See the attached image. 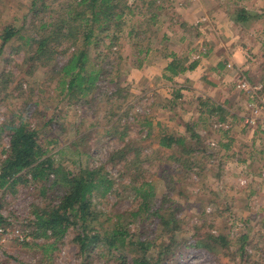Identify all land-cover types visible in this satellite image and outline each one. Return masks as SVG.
Here are the masks:
<instances>
[{
	"label": "rangeland",
	"instance_id": "rangeland-1",
	"mask_svg": "<svg viewBox=\"0 0 264 264\" xmlns=\"http://www.w3.org/2000/svg\"><path fill=\"white\" fill-rule=\"evenodd\" d=\"M30 2L31 0H0V36L5 29H22L21 35H27ZM63 2L64 0H48L47 13L58 9ZM167 3L164 0L167 14H170L172 10L168 9ZM163 14L165 13H161L155 25L149 27L145 36L137 30L138 37L129 40L125 36L130 25L143 20L135 18L129 21L127 17V26L111 52L104 42L98 50L91 49L92 60L96 56L101 58L97 60L100 68L103 62H107V80L112 82L103 87L105 90L102 95L96 90L79 100V105H67L68 95H58L54 85L49 82L50 75L43 68L37 67L29 73L27 55L25 51L18 50L23 46V40L18 36L13 37L6 46H2L0 40V126L6 122L8 124L10 121L17 123L24 120L37 131L40 145L46 149L55 165L74 174L82 168L104 166L114 180V185L105 197L94 199L95 210L101 222L121 213L127 217L130 227L136 228L129 213L140 211L141 199L135 192L138 184L132 183L145 178L153 187L152 204L158 207L166 202L171 211H176L175 217L181 222V227L175 234L177 244L174 255L163 264H264V245L259 249L254 248L248 239L249 232L258 228L263 230L261 223L257 220L250 223L233 212L232 206L235 203L249 205L250 201L259 205L260 211L264 208V197H260L264 193L248 191V187L257 189L259 173L264 169V135L258 133V143L255 144L247 139L237 143L236 138L228 137L233 136V133L246 138L247 134H251L253 137L252 133L259 130H252L244 125L247 96L236 88L240 80L235 83V88L242 93L237 94L238 103L241 101L245 108L239 110V106L237 107L242 118L241 124L237 122V130L229 132L227 136L221 131H230V124L233 125L231 107L228 108L231 111L223 110L224 113L227 112L226 117H229L228 123H225L219 120L218 113H214L219 106L212 107L210 104L213 108L211 115L207 112V106H204L206 112L203 115L196 113V106L189 103L191 94L186 92L182 95L178 93L177 98L173 99V105L166 104L176 94H170L171 81L146 72L150 68L158 71L162 65L172 61L168 62L166 58L174 48L168 45L164 37L170 29L165 25L168 17ZM147 46L149 52L144 61V54L136 56V48L143 49ZM184 48L185 46L178 50V56L182 59L186 54ZM118 55L121 58L117 59ZM196 56L197 53L193 54L192 61L199 60ZM102 57L108 59L105 61ZM136 58L143 62L138 64ZM242 80L248 81L245 78ZM249 83L257 85L264 84V81ZM162 105H167L168 109H163ZM1 133L0 131V162L4 159L3 151L8 147L6 134ZM192 135H196L198 139L192 140ZM162 136L183 139V145L174 144L171 149L160 148L159 140ZM223 138L231 139L232 143L236 141L235 144L231 143L228 153L231 155V152L237 151L236 159L244 162L243 167L235 166L232 158H229L233 165L229 164L230 167L226 170V159L220 152V146L227 142L226 139L222 142ZM199 143L200 146L197 145ZM124 147L127 150L124 155L126 160L124 158V162H119L113 152ZM195 149L199 152L188 154ZM137 154L138 159H134ZM127 163L131 165L125 166ZM26 179L27 181L23 179L13 188L0 189V215H14L16 225L33 231L29 222L32 217L30 212L34 206L45 205L46 198L40 195V183L32 182L29 177ZM242 180H247V183L241 182ZM263 213L262 211L261 214L264 215ZM145 214L147 213L141 212L140 217L146 218ZM232 220H239L246 225L245 229L233 236L230 235ZM105 223L95 226L99 232L109 229L108 222ZM146 229L150 227L147 226ZM150 234L153 238L159 236L157 225L150 230ZM74 235L75 232L70 230L61 241L49 248L52 241L44 239L28 245H10L2 264H81L84 259L78 255L77 246L73 244ZM210 236L226 237V244H221ZM206 238H210L207 252L194 247L196 241ZM242 238H245V245L240 248ZM161 240L165 242L167 238H160L155 242L151 249L153 255L162 248ZM109 259L103 257L96 264H115Z\"/></svg>",
	"mask_w": 264,
	"mask_h": 264
},
{
	"label": "trees",
	"instance_id": "trees-1",
	"mask_svg": "<svg viewBox=\"0 0 264 264\" xmlns=\"http://www.w3.org/2000/svg\"><path fill=\"white\" fill-rule=\"evenodd\" d=\"M47 1L31 0L28 5L30 26L26 31L27 35H21L22 29H5L0 40L2 46H6L16 36L23 40V46L18 50L25 51L27 55L29 73L37 67L47 71L50 75L49 82L54 85L58 95H68L67 105H79V100L96 90L102 95L105 90L103 87L112 82L107 80V62H103L100 68L97 60L101 58L96 56L92 60L91 49L98 50L104 42L111 52L127 26V17L129 21L135 18H142L143 21L130 25L125 39L137 38L139 32L145 36L149 27L155 25L163 10H166L164 0H64L58 9L47 13ZM136 50V56L144 54L142 60L145 61L149 46L143 49L137 47ZM119 57L120 55L117 59ZM171 58L163 75L167 81H172V77L186 68L193 69L195 66V63L185 65L186 59L176 55H171ZM102 59L106 61L108 58ZM142 60L136 58L138 64ZM117 86L116 83V89ZM177 94L173 98H177ZM212 111L213 108L208 107L207 112L211 114ZM214 113H218L220 121L226 117L220 107L215 108ZM0 131L8 138V148L3 151L5 158L0 162V189L13 188L30 177L32 182L41 184L40 195L46 198L45 205L34 206L30 212L33 216L31 223L34 241L51 240L48 248L53 247L72 230L75 232L73 244L77 246L78 255L84 259L81 264H96L103 257L110 258L115 264H163L174 255L177 244L175 234L180 229L181 222L175 217L176 211H171L166 202L158 207L152 204L153 187L145 178L132 183L138 184L135 192L141 199L140 211L129 213L136 228L130 227L125 215L117 213L112 219L105 221L108 222L109 229L101 233L95 226L106 223L100 221L93 202L94 199L105 197L114 185V180L105 167L82 168L74 174L55 165L46 149L40 145L37 131L24 120L17 123L10 121L8 124L6 122L0 126ZM258 133L264 135V131H254V139ZM191 138L198 139L196 135ZM183 142V139L162 136L159 147L171 149L174 144L182 146ZM75 145L78 146L77 143ZM197 145L200 146L201 143ZM224 148L228 150V144ZM126 151L124 147L113 154L119 162H124ZM190 151L188 154L199 152L198 149ZM134 159H138V154ZM129 165L131 163L125 166ZM141 212L147 213L146 218L140 217ZM147 221L150 223L145 225ZM155 225L160 234L153 238L150 230ZM147 226L150 229H146ZM160 238L167 240L160 241L162 248L153 255L151 249ZM210 238L226 244V237ZM210 238L196 241L194 247L209 250ZM243 244L245 245V238L240 239V248H243Z\"/></svg>",
	"mask_w": 264,
	"mask_h": 264
},
{
	"label": "crops",
	"instance_id": "crops-1",
	"mask_svg": "<svg viewBox=\"0 0 264 264\" xmlns=\"http://www.w3.org/2000/svg\"><path fill=\"white\" fill-rule=\"evenodd\" d=\"M166 1L168 9L172 12L167 14V9L163 10L165 13L163 16L168 17L165 25L170 29L166 31L167 34L164 37L167 39L168 45L174 48L173 52H170L166 57L169 60L167 61L172 60L171 55L179 57L178 52L180 51L178 50L185 46L186 54L183 57L187 61L185 65L189 66L195 63L193 69L186 68L172 78V81L169 82L172 84L169 89L170 94L179 93L182 95L185 92L188 95L191 94L189 103L193 107L196 106L194 110L199 115H203L206 112L204 106L210 107V104L212 107L219 106L225 111L231 107L232 111L231 109L228 111L232 112L233 125L230 124V131H221L227 136L237 130L235 126L237 122L241 124L242 118L236 110L237 107L239 106V110L245 108L241 101L238 103L237 94L242 95V93L236 90L235 83L244 78L251 83L264 81V0ZM164 8L166 7L164 6ZM195 53L199 60L192 61V56ZM167 65L168 63L165 66L162 65L158 71L150 68L146 72L151 75L163 76ZM173 99L170 98L166 104L173 105ZM162 108L168 109V106L162 105ZM209 115L211 114L209 113ZM227 119L229 117H226V121L225 119L221 121L228 123ZM243 132L245 131L243 130ZM228 137L236 138L237 143L244 142L246 139L252 140V144L258 143L256 138L251 137V134H247V138L236 133ZM224 139L226 138H223L222 142ZM229 140L226 142L228 150L224 146H220V152L226 159L224 161L227 163V165L225 164L226 170L232 163L235 166L243 167L244 162L236 159L237 151L231 152L229 155L232 143L231 139ZM236 141L232 144H235ZM229 158H232V163L229 162ZM258 184L257 189L248 187V191L253 193L256 190L264 193V188ZM260 197L264 196L261 194ZM248 203L249 205L242 206L236 203L233 205L230 202L234 207L233 212L250 223L256 220L261 223L263 230L261 228L254 229L249 232L248 236L253 247L259 249L264 245V215L261 214L262 211L264 212V208L260 211L259 205L255 202L249 201ZM254 210L258 212H254Z\"/></svg>",
	"mask_w": 264,
	"mask_h": 264
},
{
	"label": "built area",
	"instance_id": "built-area-1",
	"mask_svg": "<svg viewBox=\"0 0 264 264\" xmlns=\"http://www.w3.org/2000/svg\"><path fill=\"white\" fill-rule=\"evenodd\" d=\"M236 88L247 96V114L243 117L244 125L252 130L264 131V84L251 85L248 81L241 79ZM259 181L264 187V170L259 173ZM241 182L247 183V180ZM207 212H209V208H207ZM32 220L33 216L29 218V222L31 223ZM230 226H232L231 236L246 227L239 220L230 221ZM33 241V231L27 230L25 227L21 229L16 225L14 215H0V264L6 259L10 245H28Z\"/></svg>",
	"mask_w": 264,
	"mask_h": 264
}]
</instances>
